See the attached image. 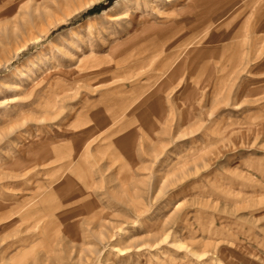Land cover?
<instances>
[{"label":"rangeland","instance_id":"374dc122","mask_svg":"<svg viewBox=\"0 0 264 264\" xmlns=\"http://www.w3.org/2000/svg\"><path fill=\"white\" fill-rule=\"evenodd\" d=\"M0 264H264V0H0Z\"/></svg>","mask_w":264,"mask_h":264}]
</instances>
